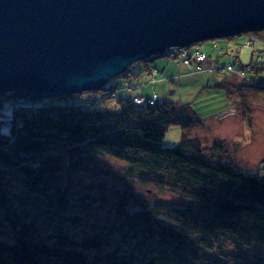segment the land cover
<instances>
[{"label":"trees","instance_id":"16d2710c","mask_svg":"<svg viewBox=\"0 0 264 264\" xmlns=\"http://www.w3.org/2000/svg\"><path fill=\"white\" fill-rule=\"evenodd\" d=\"M194 45L207 59L199 42L183 48L192 54ZM154 57L133 64L149 69ZM263 65L245 67L258 74ZM130 67L114 78L133 83L149 72ZM118 89L33 102L0 95V264H264V163L240 167L238 141L190 137L192 109L156 93L152 104L107 106ZM171 124L180 140L162 146ZM99 158L122 163L114 181L77 175L107 174Z\"/></svg>","mask_w":264,"mask_h":264},{"label":"water","instance_id":"95a60500","mask_svg":"<svg viewBox=\"0 0 264 264\" xmlns=\"http://www.w3.org/2000/svg\"><path fill=\"white\" fill-rule=\"evenodd\" d=\"M264 29V0H0V95L100 90L134 62Z\"/></svg>","mask_w":264,"mask_h":264},{"label":"rangeland","instance_id":"374dc122","mask_svg":"<svg viewBox=\"0 0 264 264\" xmlns=\"http://www.w3.org/2000/svg\"><path fill=\"white\" fill-rule=\"evenodd\" d=\"M249 39L254 41L253 45L245 44ZM213 41L214 48L210 45L211 40L199 42L201 50L208 57L203 61L193 60L192 66L176 62L179 59L175 54L154 57L149 63V69L144 68L142 64H133L130 68H144L149 72L143 71L137 78L127 76L130 81H135L133 83H127L128 79L122 77L110 79L107 85H115L119 89L115 91V98L107 99L105 104L111 106L118 98L137 97L139 90L144 96L151 97L152 93H156L160 102L174 101L186 104L199 119V123L189 128L190 137L198 138L203 145L218 139L238 141L233 160L242 168L258 170L264 163V70L252 74L245 65L251 61L264 62V55L259 52L264 45V34L258 36L254 32H245L229 39L224 37ZM191 49H196V45ZM228 65H232L236 70H227ZM125 72L129 73L127 70ZM240 72L243 73L242 76L239 75ZM148 76L154 78V83L149 82L151 77L148 80ZM140 80H144L147 85L139 89L136 85L138 90L130 87V84H137ZM248 83L250 86H263L253 88L248 86ZM79 94H74L75 99L79 98ZM83 95V98L89 97ZM248 110L251 114L250 120L244 118ZM181 133L180 125H169L161 139V145H176ZM98 163L107 165L109 172L100 173L98 168L93 172L91 167H87L77 175L85 179L102 175L108 181H114V174L122 167V163L109 158H99ZM145 189L149 187L139 189L140 195H144Z\"/></svg>","mask_w":264,"mask_h":264},{"label":"built area","instance_id":"2783aa9c","mask_svg":"<svg viewBox=\"0 0 264 264\" xmlns=\"http://www.w3.org/2000/svg\"><path fill=\"white\" fill-rule=\"evenodd\" d=\"M176 51L180 52L179 54L180 62L179 63L183 65L191 66L193 60L203 61L205 59L204 53L200 52L198 49H196L192 54H188L187 50H185L183 47L181 48L176 47V48L171 49V55L175 54ZM226 69L229 71H235V69L231 65L227 66ZM152 75L156 76V74L154 73H152ZM150 77L153 80H151ZM149 79H150L149 82L153 83L154 78L152 76H148V80ZM136 85L137 84H133V85L130 84V87L135 88ZM156 99H157L156 94H152L150 98L137 96V97H134V103L137 105H144L145 103L152 104L156 102Z\"/></svg>","mask_w":264,"mask_h":264},{"label":"bare ground","instance_id":"6f19581e","mask_svg":"<svg viewBox=\"0 0 264 264\" xmlns=\"http://www.w3.org/2000/svg\"><path fill=\"white\" fill-rule=\"evenodd\" d=\"M174 48H176V47H174ZM165 54H169L170 56H171V49L170 50H168V51H166L163 55H165ZM155 56V55H154ZM156 56H161V55H156ZM236 70V69H235ZM231 72H234V71H231ZM238 74V73H237ZM240 76H242L243 75V73L242 72H240V74H239ZM155 81V80H154ZM154 81H153V83H154ZM19 101H23L21 98H18V97H16Z\"/></svg>","mask_w":264,"mask_h":264}]
</instances>
